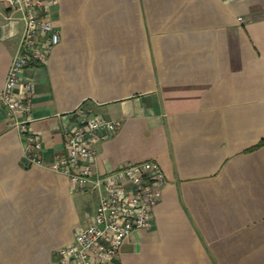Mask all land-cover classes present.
Masks as SVG:
<instances>
[{
  "label": "crops",
  "instance_id": "crops-1",
  "mask_svg": "<svg viewBox=\"0 0 264 264\" xmlns=\"http://www.w3.org/2000/svg\"><path fill=\"white\" fill-rule=\"evenodd\" d=\"M52 23L59 42L24 71L41 164L0 114V264H57L96 209L46 167L78 106L120 121L96 173L149 159L165 175L116 264H264V0H58ZM20 28L0 3V88Z\"/></svg>",
  "mask_w": 264,
  "mask_h": 264
},
{
  "label": "built area",
  "instance_id": "built-area-1",
  "mask_svg": "<svg viewBox=\"0 0 264 264\" xmlns=\"http://www.w3.org/2000/svg\"><path fill=\"white\" fill-rule=\"evenodd\" d=\"M7 9L20 13L21 28L0 88V114L6 128L18 130L24 138L26 160L41 164V143L28 128L34 85L25 68L46 61L60 40L52 23V10L58 0H0ZM8 17V16H7ZM76 119L64 138V151L46 164L64 174L71 189L89 186L99 194L94 213L79 227L70 243L57 248V264H116L124 240L134 229L147 228L153 207L161 197L165 175L155 160L128 161L112 171L95 172L98 141L109 137L120 125L118 119H105L85 107L74 111Z\"/></svg>",
  "mask_w": 264,
  "mask_h": 264
}]
</instances>
